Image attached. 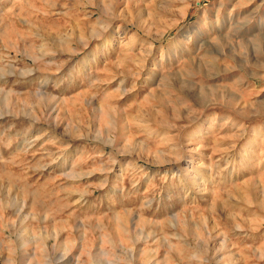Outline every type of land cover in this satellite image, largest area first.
I'll use <instances>...</instances> for the list:
<instances>
[{
	"label": "rangeland",
	"instance_id": "1",
	"mask_svg": "<svg viewBox=\"0 0 264 264\" xmlns=\"http://www.w3.org/2000/svg\"><path fill=\"white\" fill-rule=\"evenodd\" d=\"M0 264H264V0H0Z\"/></svg>",
	"mask_w": 264,
	"mask_h": 264
}]
</instances>
